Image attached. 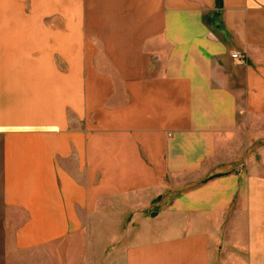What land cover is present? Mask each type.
I'll return each mask as SVG.
<instances>
[{
    "label": "crops",
    "instance_id": "crops-1",
    "mask_svg": "<svg viewBox=\"0 0 264 264\" xmlns=\"http://www.w3.org/2000/svg\"><path fill=\"white\" fill-rule=\"evenodd\" d=\"M19 1L0 264H264V0Z\"/></svg>",
    "mask_w": 264,
    "mask_h": 264
},
{
    "label": "built area",
    "instance_id": "built-area-1",
    "mask_svg": "<svg viewBox=\"0 0 264 264\" xmlns=\"http://www.w3.org/2000/svg\"><path fill=\"white\" fill-rule=\"evenodd\" d=\"M231 57L234 60H242L244 58V55L242 52L237 51V52L233 53Z\"/></svg>",
    "mask_w": 264,
    "mask_h": 264
},
{
    "label": "rangeland",
    "instance_id": "rangeland-1",
    "mask_svg": "<svg viewBox=\"0 0 264 264\" xmlns=\"http://www.w3.org/2000/svg\"><path fill=\"white\" fill-rule=\"evenodd\" d=\"M17 1H19V0H17ZM20 2V1H19ZM10 3H12V2H10ZM13 3H14V6H15V0H13ZM217 258H218V260L219 259H221V256H217Z\"/></svg>",
    "mask_w": 264,
    "mask_h": 264
}]
</instances>
